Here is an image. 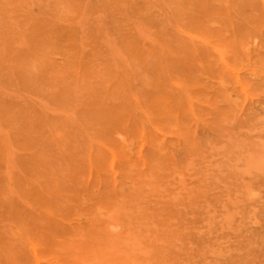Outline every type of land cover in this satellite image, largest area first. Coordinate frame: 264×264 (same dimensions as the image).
Here are the masks:
<instances>
[{
  "label": "rangeland",
  "instance_id": "374dc122",
  "mask_svg": "<svg viewBox=\"0 0 264 264\" xmlns=\"http://www.w3.org/2000/svg\"><path fill=\"white\" fill-rule=\"evenodd\" d=\"M0 264H264V0H0Z\"/></svg>",
  "mask_w": 264,
  "mask_h": 264
},
{
  "label": "bare ground",
  "instance_id": "6f19581e",
  "mask_svg": "<svg viewBox=\"0 0 264 264\" xmlns=\"http://www.w3.org/2000/svg\"><path fill=\"white\" fill-rule=\"evenodd\" d=\"M175 20H176V19H175ZM185 32H187V31H185ZM200 32H201V31H200ZM203 32H204V31H203ZM189 33H190V32H189ZM192 33H193V32H192ZM192 33L190 34L191 36H196V34H197V33H196L195 35H192ZM197 35H198V34H197ZM198 37H199V36H198ZM184 38H185V37H184ZM195 38H196V37H195ZM191 40H192V39H191ZM194 40H195V39H194ZM196 40H197V39H196ZM192 42H193V41H192ZM208 42H209V41H208ZM211 42H212V41H211ZM219 49L221 50V48H219ZM246 50H247V49H246ZM171 51H172V50H171ZM226 54H227V53H226ZM234 54H235V53H234ZM220 55H221V53H220ZM225 56H226V55H225ZM104 71H105V70H104ZM185 79L189 80L190 78H189V79H188V78H185ZM189 81H190V80H189ZM178 82H181V81H178ZM178 82H177V83H178ZM190 82H191V81H190ZM222 82H223V80H222ZM179 84H181V83H179ZM179 84H178V85H179ZM182 84H183V83H182ZM182 84H181V85H182ZM185 84H186V83H185ZM190 84H192V83H190ZM184 86H187V84L184 85ZM189 86H190V85H189ZM189 86H188V87H189ZM194 86H195V85L193 84V87H194ZM190 87H191V86H190ZM193 90H195V89H193ZM158 93H159V92H158ZM191 95H192V94H191ZM160 96H161V95H160ZM184 97H185V95H184ZM158 98H159V97H158ZM179 98H180V97H179ZM190 98H192V97H190ZM168 99H169V97H168ZM184 99L187 100V98H182V96H181V100H184ZM181 100H180V101H181ZM193 100H194V98H193ZM168 101H170V100H168ZM176 101H177V100H176ZM181 102H182V101H181ZM186 103H187V102L185 101V104H186ZM193 103H194V102H193ZM198 103H200V101H199ZM156 105H157V104H156ZM172 106H173V105H172ZM172 106H171V107H172ZM193 106H194V105H193ZM197 106H198V104H197ZM143 108H144V107H143ZM151 108H152V107H151ZM194 108H195V107H194ZM165 112H166V111H165ZM152 113H153V112H152ZM152 113H151V114H152ZM163 115H164V114H163ZM171 115H173V114H171ZM155 116H156V115H155ZM159 116H160V115H159ZM170 118H171V117H170ZM154 119H155V118H154ZM155 120H156V119H155ZM172 122H173V121H172ZM163 123H164V122H163ZM145 127H146V126H145ZM156 128H157V127H156ZM166 128H167V127H166ZM169 129H170V128H169ZM137 130H138V129H137ZM167 131H168V130H167ZM139 137H140V136H139ZM97 143H98V142H97ZM91 145H92V144H91ZM122 149H125V148H122ZM106 152H107V151H106ZM116 156H117V154H116ZM114 157H115V155H114ZM117 166H118V165H117ZM75 172H76V171H75ZM78 174H79V173H78ZM78 174H77V175H78ZM55 176H56V175H55ZM61 176H62V175H61ZM72 176H73V175H72ZM100 177H101V176H100ZM33 180H34V179H33ZM52 185H53V184H52ZM41 190H42V189H41ZM26 203H28V202H26ZM99 211H100V210H99ZM101 212H102V211H101ZM103 216H104V215H103ZM108 216H109V215H108ZM109 217H110V216H109ZM13 220H14V219H13ZM61 220H62V219H61ZM74 222H76V221H74ZM71 223H72V222H71ZM97 223H98V222H97ZM99 223H100V222H99ZM81 224H82V223H81ZM42 237H43V236H42ZM136 239H137V238H136ZM137 240H138V239H137ZM37 242H38V241H37ZM141 242H142V241H141ZM50 248H51V247H50ZM50 248H49V249H50ZM51 249H52V248H51ZM31 255H32V254H31ZM6 257H7V256H6ZM6 260H7V259H6ZM9 261H10V260H9ZM7 262H8V261H7Z\"/></svg>",
  "mask_w": 264,
  "mask_h": 264
}]
</instances>
